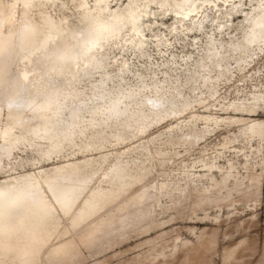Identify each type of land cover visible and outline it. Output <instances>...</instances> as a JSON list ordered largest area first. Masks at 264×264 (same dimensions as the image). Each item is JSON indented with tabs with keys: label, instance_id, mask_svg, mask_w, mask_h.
I'll list each match as a JSON object with an SVG mask.
<instances>
[{
	"label": "bare ground",
	"instance_id": "6f19581e",
	"mask_svg": "<svg viewBox=\"0 0 264 264\" xmlns=\"http://www.w3.org/2000/svg\"><path fill=\"white\" fill-rule=\"evenodd\" d=\"M200 33L195 61L187 44ZM231 89L245 94L223 102ZM262 111L264 0H0V264H72L82 245L146 233L169 220L156 213L162 195L180 192L166 212L194 190L195 213L256 192L259 173L239 175L213 146L198 159L177 147L212 145L221 129L223 154L238 141L261 158L264 120L251 117ZM176 239L139 243L150 248L130 264H169L181 250L189 262L193 247Z\"/></svg>",
	"mask_w": 264,
	"mask_h": 264
},
{
	"label": "rangeland",
	"instance_id": "374dc122",
	"mask_svg": "<svg viewBox=\"0 0 264 264\" xmlns=\"http://www.w3.org/2000/svg\"><path fill=\"white\" fill-rule=\"evenodd\" d=\"M243 8L248 9L249 5H244ZM240 18L241 17H235L233 22H231V27H235ZM208 29L209 27L205 30ZM223 33V37L226 35L229 36V32L227 33V31H224ZM201 38H203V33L198 35V45L192 46L189 43L187 44V46L189 45V48L194 51L193 56L195 61H199V59L204 56ZM189 40L190 38L187 39V42H189ZM180 46L181 45H179L178 48L179 50L184 48V46L183 48ZM224 80L226 79L220 80L222 86L225 85ZM203 91L204 93L202 94L199 90L192 91L187 89L185 96L189 101L197 98L200 99L202 97L208 101L210 99L209 93L205 90ZM244 94V90L236 91V93H234L232 89L223 90L222 96L226 98L222 97L221 100L227 102L234 99L236 95L243 97ZM211 101L212 103H218V101ZM201 105H203V103H199L195 107L196 111L200 110L201 112L203 110ZM230 111L236 112L232 109H230ZM186 114V112H182L180 114V119H188ZM227 114H223L222 116H227ZM251 118L264 120V111L259 112V115L252 116ZM166 123L168 124V122H165L157 126V128H153L148 133H163L164 128H166L165 126H167ZM202 127L203 125L199 120L196 124V128L199 130ZM221 131L222 130L220 129V131H218L211 139L213 141L212 145L203 146V143H196L189 148L186 145L179 146L177 147V150L183 153L184 150L189 149L187 153L184 152V158L198 159L203 156L205 152L211 154L213 146L221 155L217 159L218 162L228 165L231 161L233 163L232 170L239 175L246 176L253 172L259 173L260 188L256 190V192L251 194L243 192L236 193L234 191H231L233 193L225 192L219 198L211 197L208 201V205L205 206L206 210L198 209L196 211L197 213H193L195 205L194 200H196L194 199V190L189 192L185 191V196L183 195L182 200L177 204V209H169L166 212L160 211V208L162 210L165 205H171L172 200H176V197L180 192L175 195H162L160 196L159 201L155 202L157 203L155 208L157 209L156 213L159 214L160 212L158 218L166 217L167 220L169 219L164 223L165 225L163 224L160 227H156L155 229H151L150 231L139 235H134V232L132 231L127 232L119 237V240L117 242L115 241L112 246H109L112 240H105L92 248H86L82 245L80 256L72 264H130L137 256L144 255V253L150 248L149 243L142 245H139V243L148 239H155L170 244L175 238H177V242L188 240V247H193V251L190 253L189 262H186L185 264H264V138L258 151L261 158L254 159L252 157L255 147H252L251 144L243 148L242 144L238 141L235 142V148H231L226 154H223L225 149L220 143H222L224 135L220 133ZM235 134L238 133L231 131L228 133L227 139L235 136ZM160 136H162L161 138L164 137L163 134ZM23 155H25V153H23ZM80 158L83 157L80 156ZM7 161L12 162V160ZM54 164L56 163L49 161L46 163L45 167H52ZM167 167L172 170L174 165L171 163ZM19 169H23L22 172L37 170L35 166L28 163H25L24 168L23 166H19ZM159 169L160 167L154 166V173ZM213 175L217 178L220 177V173L216 170L213 172ZM152 193L155 195V192ZM152 193L151 196H153ZM149 201L150 200L148 199L147 203L150 206ZM133 206L134 207L130 208L131 211L129 212H135V209L139 208L142 209L141 206L143 205L138 207L135 205ZM171 216L173 218H170ZM138 219L139 217L135 218L134 222ZM206 240H212V242L208 241L203 243ZM172 247L173 246L170 245L167 248L168 254L174 252L175 249ZM234 247V253L231 257L225 259L224 256L226 252ZM182 254L181 250L176 255L175 260L170 261L169 264H178L180 262L179 257Z\"/></svg>",
	"mask_w": 264,
	"mask_h": 264
}]
</instances>
